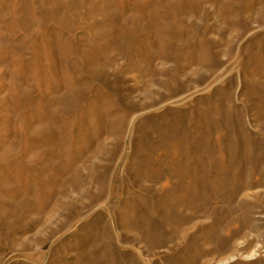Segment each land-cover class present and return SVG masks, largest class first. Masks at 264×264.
<instances>
[{
    "label": "rangeland",
    "instance_id": "rangeland-1",
    "mask_svg": "<svg viewBox=\"0 0 264 264\" xmlns=\"http://www.w3.org/2000/svg\"><path fill=\"white\" fill-rule=\"evenodd\" d=\"M229 254L264 264V0H0V264Z\"/></svg>",
    "mask_w": 264,
    "mask_h": 264
},
{
    "label": "bare ground",
    "instance_id": "bare-ground-1",
    "mask_svg": "<svg viewBox=\"0 0 264 264\" xmlns=\"http://www.w3.org/2000/svg\"><path fill=\"white\" fill-rule=\"evenodd\" d=\"M242 240H238L236 242V245L237 247H240V245L242 244ZM257 249H258V246L255 245L254 247H252L246 254H243V256L246 258V259H254L255 258V255L257 253ZM236 258L234 257L233 254H229L221 259H219L215 264H228L232 261H234Z\"/></svg>",
    "mask_w": 264,
    "mask_h": 264
}]
</instances>
